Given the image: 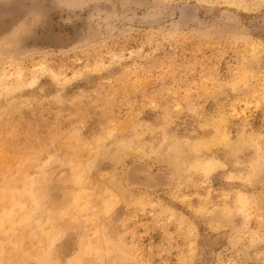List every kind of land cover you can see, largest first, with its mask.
Returning <instances> with one entry per match:
<instances>
[{"label": "rangeland", "instance_id": "obj_1", "mask_svg": "<svg viewBox=\"0 0 264 264\" xmlns=\"http://www.w3.org/2000/svg\"><path fill=\"white\" fill-rule=\"evenodd\" d=\"M0 264H264V0H0Z\"/></svg>", "mask_w": 264, "mask_h": 264}]
</instances>
